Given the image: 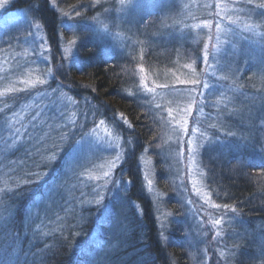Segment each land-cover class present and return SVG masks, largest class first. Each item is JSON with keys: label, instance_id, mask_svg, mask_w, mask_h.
Instances as JSON below:
<instances>
[{"label": "rangeland", "instance_id": "obj_1", "mask_svg": "<svg viewBox=\"0 0 264 264\" xmlns=\"http://www.w3.org/2000/svg\"><path fill=\"white\" fill-rule=\"evenodd\" d=\"M14 1L0 0V264L2 260L12 264L10 260L22 263L27 259L8 251L10 239L2 236V232H12L9 221L14 209L6 194L14 187L9 177L17 168L34 164L11 167L14 152L29 159L36 156L35 163L49 170L56 157L62 162L58 177L28 212V220L36 226L28 229L31 239L46 248L43 242L53 234L66 233L67 224L73 236L78 234L79 226L64 220L70 216L67 212H76L75 222L81 221L92 211H87L89 207L104 206L112 198L120 186L113 172L130 146L94 103L73 97L66 89L69 84L56 76L57 71L65 73L76 54L70 27L75 15L62 14L67 35L62 37L56 31L50 40L26 10L13 6ZM89 4L99 11L90 17L89 26L98 28L108 44L113 41L111 53L118 52L123 60L137 63L149 47L161 49L171 41L189 44L194 56H188L184 64L165 62L164 70L156 68L152 73L136 69L129 92L163 123L166 174L179 193L181 206L199 225L204 254L203 241L209 239L217 252L209 256L224 262L216 243L234 224L235 214L216 202L202 154L210 146H224L223 133L249 140L257 132V120L263 118L264 127V0H89ZM151 15L157 19L145 27ZM185 20L188 28L183 34ZM21 26L33 32L36 49L43 54L40 66L31 58L29 39ZM16 28L20 30L15 35ZM149 28L151 36L147 35ZM166 29H170L167 34ZM53 48L56 54L51 52ZM240 82L259 92L246 88L249 93H240ZM32 93L34 97L27 99ZM6 99L10 105L3 103ZM123 126L129 131L126 123ZM52 148L59 150L58 155L48 153ZM257 158L262 160L264 155ZM152 160L146 148L138 159L146 192L158 215V228L164 230L168 210L156 185ZM49 170L42 174L46 176ZM112 244L110 239L89 264H111ZM223 257L229 260L227 254Z\"/></svg>", "mask_w": 264, "mask_h": 264}, {"label": "trees", "instance_id": "obj_2", "mask_svg": "<svg viewBox=\"0 0 264 264\" xmlns=\"http://www.w3.org/2000/svg\"><path fill=\"white\" fill-rule=\"evenodd\" d=\"M13 6L26 10L46 30L50 40L55 37L56 31L62 37L67 35L68 29H65L60 16L68 12L75 15L70 30L74 32L76 54L65 73H61L62 69V75L57 71L56 76H61V80L69 84L66 89L72 92L73 97H82L87 103H94L105 121L126 137L130 146L120 167L113 172L114 180L120 186H116L112 198L104 206L89 207L87 211H92L88 212L89 215L84 214L81 221L75 222L76 212H67L70 216L66 219L64 216V220L76 223L80 229L78 234L73 236L67 229L70 224H67L64 227L66 233L53 234L54 239L48 238L43 242L47 244L46 248H41L42 243L34 244L31 239L28 229L33 228V222L28 220V212L37 200L43 198L44 191L58 177L62 162L56 157L49 170L35 163L36 156L29 159L22 156V153L14 152L10 157L15 161L11 167L21 163L34 164L31 167L24 165L23 169L17 168V172L9 177L10 185L14 187V190L6 194L8 204L14 209L9 227L15 234L11 235L17 246L14 244L7 250L18 253V259L27 257L22 263L9 262L89 264L90 259H96L102 246L112 239L113 246L110 245L109 252L111 264H264V159L257 158L260 154L264 155V127L261 128L263 118L257 120V132L251 139L237 140V137L223 133L221 140L225 141L224 146L213 145V149L210 146L202 154L209 186L216 190H213L216 202L228 208L229 213L233 211L235 214L232 215L234 224L224 233L225 237L216 243V249L224 262L214 261L211 256L217 253L215 246L209 239L203 241L204 254L202 241L200 243L198 240L199 225H194L193 218L181 206L179 193L167 175L166 152L162 146L165 140L163 123L148 106L129 92L130 79L136 74V69L142 73H152L156 68L164 70L161 66L165 62L170 66L174 65V61L184 64L188 56H194L189 44L171 41L161 49L151 46L142 60L129 62L119 58L121 56L117 57L118 52L112 54L110 44L114 46V42L109 41L108 44L105 37L99 34L98 28L89 26L90 17L99 14L89 4V0H15ZM156 19V15H151L145 20V27L151 26ZM187 25L188 21H183V34ZM21 28L25 38L29 39L31 58L40 66L43 54L36 49L33 32L26 26ZM19 30L16 28L14 34H18ZM148 30L147 35H153L150 28ZM169 32L170 29L164 30L166 34ZM51 52L56 54L54 48ZM141 67L145 70H141ZM248 72V69L244 71L245 74ZM240 84V93H249L246 88H250L252 93L259 92L257 88L242 82ZM59 87L62 88L61 85ZM28 97L31 99L34 94ZM4 101L10 105V99ZM124 123L129 131L123 126ZM237 144L240 146L237 147ZM145 148L153 159L156 185L165 196L168 225L164 230L158 228V215L146 192L139 166L138 159ZM55 152L58 155L59 150L52 148L48 153ZM246 152L248 154L244 156ZM48 170L44 176L43 171ZM30 247L31 250H28ZM224 254L228 255L229 260L223 257Z\"/></svg>", "mask_w": 264, "mask_h": 264}, {"label": "snow or ice", "instance_id": "obj_3", "mask_svg": "<svg viewBox=\"0 0 264 264\" xmlns=\"http://www.w3.org/2000/svg\"><path fill=\"white\" fill-rule=\"evenodd\" d=\"M217 224H219L220 222L219 221H216Z\"/></svg>", "mask_w": 264, "mask_h": 264}]
</instances>
